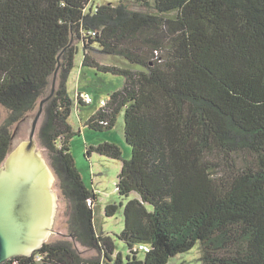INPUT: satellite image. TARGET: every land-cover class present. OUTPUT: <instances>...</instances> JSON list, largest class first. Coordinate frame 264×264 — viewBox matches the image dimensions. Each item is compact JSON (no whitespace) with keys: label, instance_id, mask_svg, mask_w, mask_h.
Segmentation results:
<instances>
[{"label":"trees","instance_id":"obj_1","mask_svg":"<svg viewBox=\"0 0 264 264\" xmlns=\"http://www.w3.org/2000/svg\"><path fill=\"white\" fill-rule=\"evenodd\" d=\"M90 2L0 0V167L11 128L36 115L56 73L35 141L67 202L71 239L4 264H168L196 245L199 264H264V0ZM78 44L82 67L124 79L83 124L109 131L123 114L129 159L108 142L85 150L122 163L121 202L105 207L106 217L122 209L119 234L98 227L70 152L80 134L67 92Z\"/></svg>","mask_w":264,"mask_h":264},{"label":"rangeland","instance_id":"obj_2","mask_svg":"<svg viewBox=\"0 0 264 264\" xmlns=\"http://www.w3.org/2000/svg\"><path fill=\"white\" fill-rule=\"evenodd\" d=\"M135 1L136 0H91L90 7H96L103 3L117 4L118 2L131 6ZM77 48L78 52L75 56L74 67L67 82V92L72 100V111L69 123L73 127V130L75 132L79 131L80 134L71 139L69 144L70 152L84 185L92 190L96 197L93 207H95L94 215L97 218L96 223H99L98 227L102 228L107 233L119 234L123 230L122 209H119L114 216L106 217L105 207L111 204L118 205L121 202L117 194L116 184L122 163L121 161L112 160L96 153H93L90 158H87L85 150L89 146H96L108 142L116 145L121 150L123 159H129L131 149L124 140L123 114L118 116L115 126L109 131L95 132L84 127L83 123L101 107V100L107 101L112 92L123 86L124 79L111 74L97 73L95 70L82 67V45L78 44ZM96 59L100 64L106 66L130 70L141 69L139 66L132 65L119 56L99 55ZM83 93H87L91 96L92 103L89 105L77 104L78 97L81 98L79 94ZM34 115L11 128V131L14 133V146L22 142L33 122ZM6 117L7 111L0 108V122L5 120ZM38 149L42 152L39 147ZM53 191L56 194V213L52 226V233L45 243L71 240L70 237L67 236V202L61 197L55 182ZM134 196L135 195H132L131 198ZM122 203L125 204V201ZM75 247L83 257L95 255L93 251H86L77 244ZM126 251L127 248L123 243H116V252L122 253L125 257ZM199 258L200 249L199 245H196L191 251L170 259L168 264H199Z\"/></svg>","mask_w":264,"mask_h":264},{"label":"water","instance_id":"obj_3","mask_svg":"<svg viewBox=\"0 0 264 264\" xmlns=\"http://www.w3.org/2000/svg\"><path fill=\"white\" fill-rule=\"evenodd\" d=\"M57 72V71H56ZM44 98L22 142L12 148L0 167V264L31 256L49 235L56 213L55 177L35 141Z\"/></svg>","mask_w":264,"mask_h":264},{"label":"built area","instance_id":"obj_4","mask_svg":"<svg viewBox=\"0 0 264 264\" xmlns=\"http://www.w3.org/2000/svg\"><path fill=\"white\" fill-rule=\"evenodd\" d=\"M81 96V99H82V101H83V103L84 104H90V103H92V98H91V96L89 95V94H87V93H83V94H80ZM100 105H104V101H101L100 102Z\"/></svg>","mask_w":264,"mask_h":264},{"label":"crops","instance_id":"obj_5","mask_svg":"<svg viewBox=\"0 0 264 264\" xmlns=\"http://www.w3.org/2000/svg\"><path fill=\"white\" fill-rule=\"evenodd\" d=\"M79 92V91H78ZM81 121V120H80ZM84 124V123H83ZM71 125V124H70ZM72 127V126H71ZM73 128V127H72Z\"/></svg>","mask_w":264,"mask_h":264}]
</instances>
